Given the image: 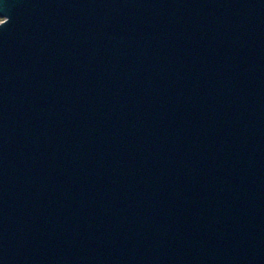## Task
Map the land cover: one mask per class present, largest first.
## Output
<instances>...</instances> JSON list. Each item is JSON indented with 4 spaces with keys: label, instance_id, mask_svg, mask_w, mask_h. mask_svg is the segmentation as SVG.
<instances>
[{
    "label": "water",
    "instance_id": "obj_1",
    "mask_svg": "<svg viewBox=\"0 0 264 264\" xmlns=\"http://www.w3.org/2000/svg\"><path fill=\"white\" fill-rule=\"evenodd\" d=\"M0 17V264H264V0Z\"/></svg>",
    "mask_w": 264,
    "mask_h": 264
},
{
    "label": "rangeland",
    "instance_id": "obj_2",
    "mask_svg": "<svg viewBox=\"0 0 264 264\" xmlns=\"http://www.w3.org/2000/svg\"><path fill=\"white\" fill-rule=\"evenodd\" d=\"M2 20V18L0 17V21Z\"/></svg>",
    "mask_w": 264,
    "mask_h": 264
}]
</instances>
